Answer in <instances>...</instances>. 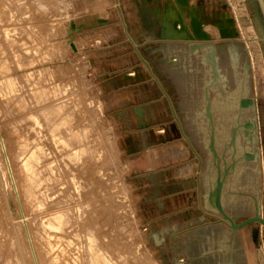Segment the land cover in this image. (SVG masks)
Segmentation results:
<instances>
[{"label": "rangeland", "instance_id": "374dc122", "mask_svg": "<svg viewBox=\"0 0 264 264\" xmlns=\"http://www.w3.org/2000/svg\"><path fill=\"white\" fill-rule=\"evenodd\" d=\"M157 1L158 5L153 8V30L150 29L153 35L159 32L156 26H160L158 21H162L164 9L167 20L166 7L169 0ZM174 3L178 12V5ZM189 4L190 8L180 12L189 30L191 8L204 22L202 24L205 32L206 28L216 29L215 24L229 26L227 19H233L237 38L223 39L220 34L215 37L207 32L216 44L221 74L228 81V93L236 90L242 75L238 69L235 74L231 57H238L239 66L242 63L250 65L247 87L248 94L256 104L254 115L258 123V146L263 159L259 165L260 174L254 173L256 164H248L239 177V187L244 189L246 195L226 199L227 208L233 217L241 221L253 213L247 194H255L256 187L264 189V36L258 35L254 26L255 18L259 20L263 32L264 23L256 0H189ZM117 7L121 9L129 35L130 24L141 30L144 35L147 30L146 15L138 14V20L135 22L126 12L124 0H118V4L115 0H0V85L3 87V90H0V137L5 143L26 219L24 221L22 217L0 146V222L1 226L4 225L0 230L2 264H34L25 222L39 264H46L45 259L42 260L43 240H40L39 236L38 216L24 202L21 193L22 175L18 169V154L21 153L19 143L22 138L27 135L32 139L36 128L42 129L45 134L43 143H46L45 147H50L52 139L46 125L53 119L49 116H53L50 106L60 102L66 104L67 111L76 110L75 114L87 115L109 150L107 160L102 166L103 176L99 180L100 183L95 182L94 176L91 179L81 173L79 164H69L70 167L76 165L80 175V201L85 203V192L92 198L86 204L88 207L84 205L85 211L81 216L83 222L91 213L87 212L91 211L89 208L97 209L100 207V201V208L104 211V215H101L104 217L101 231H106L108 236L102 237L104 241L108 240L105 244L123 241L127 246L121 247L122 251L119 252L123 253L125 247L126 252L128 249H134L127 254V261H131L128 264L139 263L141 260L139 264H147L148 259V264H171L163 260L168 254L167 245L160 242L162 210L158 205L161 202L159 196L172 186L162 188L159 184L164 180L170 181L172 177L181 176L178 174L179 169L186 160L192 159L193 154L187 158L180 149L187 143L182 138L168 100L128 41ZM159 10L161 14L158 13ZM176 13L173 14L174 19ZM99 18H104L107 22L99 23ZM72 22L77 27H83L71 30ZM131 38L133 39L132 36ZM181 40L184 42L160 45L155 42L145 45L133 39L139 45L142 57L149 63L153 74L158 77L169 95L177 116L182 119L183 131L201 156L199 174L203 191V175L207 172L209 164L207 137L204 131L200 133L197 122L191 118L194 117V111L200 109L203 84L209 79L205 69L198 71L201 53L189 55L188 43L179 39ZM71 43L76 47L75 50ZM171 52L175 54V59H169L168 54ZM169 60L176 61V64L169 63ZM174 65L176 66L173 67ZM140 73L145 76L140 77ZM128 74L132 75L131 78L124 79L123 76ZM8 81L13 85V94L5 93ZM39 92L46 98L42 93L38 94ZM8 93L11 94L7 95ZM53 95L56 96L52 97ZM212 96L215 98V93ZM36 122L41 124L35 126ZM220 148L222 146L219 144ZM175 152L176 156L179 154L180 157L173 159L170 155ZM99 186L101 190L104 189L102 192ZM261 198L264 208V193ZM107 208L111 211L110 215ZM214 220L216 221L215 218ZM255 227L258 232L254 238L250 229ZM80 234L82 236V233ZM81 236L71 235V239L76 237L78 241H83L84 237ZM241 237L242 242L238 238L234 241V264H252L249 261V252L255 255L253 264H264V228L260 224H250L241 232ZM77 239L73 242L77 243ZM139 250L143 253H139ZM136 255L139 262L136 261ZM8 258L14 261L11 263Z\"/></svg>", "mask_w": 264, "mask_h": 264}, {"label": "bare ground", "instance_id": "6f19581e", "mask_svg": "<svg viewBox=\"0 0 264 264\" xmlns=\"http://www.w3.org/2000/svg\"><path fill=\"white\" fill-rule=\"evenodd\" d=\"M178 27L180 28L179 23L177 24V28ZM210 30H207L206 28V31L208 33H212L215 37H217L218 34H221L220 31H222L224 34L229 33L230 27L221 26L220 28L216 27V29L212 28ZM188 42L200 43L196 40L188 41ZM199 55L201 56V54ZM1 69H3V67H1ZM6 84H7V89L4 88L6 90L5 93L7 92L12 93V91H14L13 85H10V81H8V83ZM0 90H3V87L1 85H0ZM42 92H44V90ZM48 92H47V95L51 97L50 96L51 91H50V94H48ZM11 93H8L7 95ZM41 93L39 92L38 94H41ZM53 94H56V93L53 92ZM55 96L56 95H53L52 97H55ZM39 98L37 99L39 100ZM20 106H22V104ZM50 108L52 109L51 112L53 113V116L51 115L49 116L53 117V119L47 122L46 124L49 127L48 132H49V135L51 136L49 137L52 139L50 147L49 148H47L48 146L45 147L46 143H43V138L45 134L42 133V129L40 130V128H36L35 131L33 130L34 137L33 138L31 137L32 139L27 137V135L22 138V142L20 139L19 142L21 143H19L20 144L19 149L21 147L20 149L21 153L18 154V158L20 160L18 169L22 175V185H21L22 192L21 193L24 198V202L36 212V215L38 216V220H39V223H38L40 227L39 236H40V240H43L41 242L42 243L41 248L44 253L42 255L44 258H42V260L45 259L44 262L46 261V264H83L85 262L86 264L87 263L88 264H128L130 263L131 261H127V254H129V252L133 251L134 249H131V250L128 249L126 252L125 250L127 247H125L124 252L122 253L119 251H122L120 249L121 247L124 248V245H126L125 242L117 241L116 243L114 239L115 242L112 241L111 242L112 244L109 243V245H107L105 243L108 242V240L104 241L105 239H102V237L107 238L108 236L107 234H105L106 231L104 232L103 229L102 231L104 233H102L101 231L102 223H103L102 218H104L101 215H104L103 214L104 211L102 212L100 208L101 207L100 201H99L100 207L97 205L98 206L97 209H93L95 207L91 208L89 206L90 207L89 209H91V211H87V212H91V213L90 215L87 214L89 215V217H85L84 222H83V219L81 218L83 212L85 211L84 205L88 204L91 198V195L89 193H88L89 195H87V193L85 192V197H86L85 203L80 201L81 180H80V175L77 173V170L75 167L76 165L79 164V170L81 171V173H85L91 179L94 176L96 178L95 182L97 181L99 182V180L102 178L101 176H103L102 175L103 171L101 172L102 166L104 165V162L107 160L106 156H108V153H109L108 147L107 146L105 147V143L101 141V138L98 132L95 130L93 126V122H89L87 115L80 116L79 114H75L76 110H72V112L67 111L66 104L61 103V102L58 104H54V106L53 105L50 106ZM40 112L42 111L40 110ZM38 122L35 123V126H38L39 124H41ZM44 126H41V128L46 127ZM0 141H1L0 146L2 148L1 150L3 151L4 158L6 160L5 162L7 163L8 172L11 178L12 186L15 189V192H16L19 204H20L21 214H22V217L24 218V221H26L25 213L21 205L18 185L15 180L13 171L11 169L9 157L7 155L5 143L2 137H0ZM262 159L263 158H261V160ZM70 163H73L76 165L74 167H70L69 166ZM113 189H115V187ZM99 190L102 192V190L104 189L101 190L99 186ZM93 191L95 192L96 189ZM104 192H106V190ZM95 196L93 195V197ZM101 198L102 197H100V199ZM106 202H108V200ZM104 203L102 204L105 205ZM94 206H95V203H94ZM261 207H262V203H261ZM108 211L107 213H109L108 215H110L111 211L110 210ZM1 225L2 224L0 222V226ZM24 225H25V230H26V236L29 239V244L31 243L30 245L31 246L30 247L31 256L33 258L34 264H39L36 251L31 242V234L28 229V225L26 224V222L24 223ZM2 227H4V225L0 227V230L2 229ZM80 233H82V236ZM255 233H256V228H252L251 235L254 238H255ZM71 235L72 236L79 235V237L80 236L84 237V240L78 241V239L75 237V239H77L76 241L78 242L74 243L73 241L75 239L73 238L71 239ZM112 239L113 238H111V240ZM129 248H131V246H129ZM52 251H54V253L51 254ZM138 252L140 253L141 251L139 250ZM142 253L143 252H141V254ZM249 253H250L248 255L249 261L253 264L255 255L253 254V252L252 253L249 252ZM131 254L132 253H130V255ZM146 254L147 253H145V255ZM141 256L142 258H145L143 257V255ZM137 258L138 256L136 255V261L139 262ZM8 259L11 260V263L14 261L13 259H10V258ZM6 261H7V258H6ZM149 261L150 259H148V263ZM0 262L2 264L1 260ZM14 263L15 262H13V264ZM139 263H135V264H139Z\"/></svg>", "mask_w": 264, "mask_h": 264}, {"label": "water", "instance_id": "95a60500", "mask_svg": "<svg viewBox=\"0 0 264 264\" xmlns=\"http://www.w3.org/2000/svg\"><path fill=\"white\" fill-rule=\"evenodd\" d=\"M256 1L259 5L261 17L264 23V0ZM115 2L118 4V0H115ZM175 2L179 8V11L176 13V17L175 19H173L172 23V27L173 29H175V31L163 30L159 39L171 41L185 39L187 42L193 40L200 42H188V54L191 55L200 52L201 57L208 61V64L213 73V79L206 82L204 86V97L206 100L204 110L201 113H197L198 116L208 119V122L205 124L206 128L203 129V131L205 137H207L206 147L209 152V164L207 165V172H205V174L203 175L204 193L201 197L199 194V201H201L202 207L209 217H214L216 218L217 222L225 224L232 233L254 223L260 224L264 228V216L262 215L261 209V196L262 193H264V189L261 190L260 188L256 187L255 194H247L251 200L253 215L244 219L243 221L236 222V220L229 213H227L225 209V199L226 194L229 192L228 189L239 187V177L244 171V165L256 164V173L260 174L261 172L259 166L261 162V151L258 146L259 138L257 135L258 123L254 115L256 111V105L253 97H247V70L249 69V65L246 64L243 79L240 81V83L237 84L236 90L230 94L231 97L229 98V100L233 102V105L229 106V109H231L232 116L235 118V125L231 127V131L229 132V151L232 154L231 156H229L230 163L227 162L225 153L223 154V156L221 157L223 166L221 167L219 164L220 158L216 148L217 137L214 130L212 106L209 96V90L217 86L216 81L221 83V74L217 60V47L215 42L211 39V36L203 30V24L199 17L196 15L193 8L190 9V30L187 27L186 22L184 21L180 12H183L186 8H190L189 0H175ZM117 9L128 41L131 43L140 61L146 66L150 76L154 78L162 93L167 98L171 112L178 123V127L182 136L187 141L199 160L198 170L200 171L202 165L201 156L197 153L189 138L184 133L169 95L160 84L158 77L153 74L149 63L142 57L139 51V45H137L129 35L121 13V9L119 7H117ZM97 22L106 23L107 20L99 18L97 19ZM178 23L180 24V28H177ZM227 23L230 27V31L229 33L225 34L220 31L221 38H237L238 33L233 28V19H227ZM215 26H217L218 28L221 27L219 24H215ZM254 26L257 30L258 35L264 36L263 29L259 26V20L257 18H255ZM82 27L83 25L77 27L73 22L70 23L71 30L80 29ZM71 46L75 50V46L73 44H71ZM240 87L241 89L239 91ZM249 111L251 112V115L249 114ZM242 117L245 118L244 123L241 122L240 118ZM240 140L242 145H240ZM198 182L200 184V176H198ZM257 232L258 230L256 229L255 236L257 235Z\"/></svg>", "mask_w": 264, "mask_h": 264}, {"label": "crops", "instance_id": "0c3cea01", "mask_svg": "<svg viewBox=\"0 0 264 264\" xmlns=\"http://www.w3.org/2000/svg\"><path fill=\"white\" fill-rule=\"evenodd\" d=\"M124 2L126 4V12L130 14V18H132L135 22L138 20V14L146 15L145 20H147V30L145 31L144 35L142 34L141 30L130 24V35L133 37V39H136L137 43L147 45L148 43L151 44L156 42L157 45H160L164 43L177 44V42H184L182 40L171 41L158 39L163 30H173V14L177 12L174 3L175 1L169 0L167 2V20H165L166 17L164 9L162 17L163 19L162 21H158L160 26H156V29L159 31L157 35H153L152 32H150V29H152L154 22L153 8L158 5V1L124 0ZM158 13L161 14V10H159ZM141 36L143 38L142 40ZM168 57L169 59L172 57L175 59L174 57L176 56L171 52L170 55L168 54ZM169 63L176 64V61L173 60V62H171V60H169ZM175 66L176 65L173 67ZM131 76V74H128L124 75L123 78L127 80L130 79ZM139 76L143 77L145 75L140 73ZM198 112L199 111L196 109L194 111V117L191 119L196 121L199 117L197 115ZM177 117L181 126H183V122L181 121L182 119L179 117V115ZM176 124L178 126V123ZM182 138L184 139L183 136ZM180 149L183 150V154L187 158H190L191 154H193L192 159L186 160L183 166L179 169L178 174L181 176L172 177L170 181L164 180L159 184V186L162 188H166L167 185L172 186V188L166 193L162 192V195L159 196L161 202L159 203L158 207L162 210V214L160 216L162 226L159 229L160 235L162 237L160 242H162L164 245H167L168 254L167 257H163V260L171 264H234V241L238 238L242 242L241 232L245 231V227L232 233L225 224L215 221L214 217H211V219L208 218L209 216L205 213L202 203L199 201V194L201 197L204 193V188L202 191L201 182L200 184L198 182V176H200L198 170L199 160L188 143ZM176 153L177 152L171 154V158L175 159L178 156L180 157L179 154L176 156ZM175 178H178V180ZM228 191L229 192L226 194V199H234L237 197V195H246V193L243 192L244 189L242 187H233L232 189H228ZM226 199L225 209L227 213L233 217L231 211L227 208ZM249 202L251 205V200ZM261 208L262 215L264 216L263 204ZM235 220L236 222H240L237 219Z\"/></svg>", "mask_w": 264, "mask_h": 264}, {"label": "flooded vegetation", "instance_id": "af4514ba", "mask_svg": "<svg viewBox=\"0 0 264 264\" xmlns=\"http://www.w3.org/2000/svg\"><path fill=\"white\" fill-rule=\"evenodd\" d=\"M201 22H203V21H201ZM259 26H260V22H259ZM199 59H200L199 60V62H200L199 67L200 68L202 67V68L201 69L199 68L198 71L205 69V73L208 75V79H209L208 81L212 80L213 79V73H212L211 68L208 64V61L205 60L204 58H202L201 56ZM217 60H218V67L220 70L219 57H217ZM238 60H239L238 57H231L230 61H231V64H232V67H233L235 74H237V69L240 70L242 73L240 80L238 82V83H240V81L243 79V75L245 72V66L248 63H242V65L239 66ZM249 69H250V65H249ZM249 69L247 70V72L249 71ZM220 74H221V70H220ZM220 82L221 83L216 81L217 86L214 87L213 89L209 90V96H210L211 106H212L214 130H215L216 137H217L216 148H217V152H218V155L220 158L219 164L222 167L223 161H222L221 157L223 156L224 153H225V158L227 159V162L230 163L229 156H231L232 153H230V151H229V143H230L229 132L231 131V127H233L235 125L234 124L235 118L232 116L231 109H229V106H232L233 102L229 100L231 95H230V93H228L227 87H226L228 81H227L226 77H224V75H222V74H221ZM204 86L205 85L203 84L201 104H200V109L198 110L200 113L203 112L204 105L206 103V100L204 97ZM240 89H241V87L239 88V91H240ZM213 93H215V95H216L215 98H213V96H212ZM247 97H251V95L248 94ZM234 106H235V103H234ZM249 114L251 115L250 111H249ZM240 119H241V122H243V123L245 122L244 117H242ZM196 121H197L198 129H199L200 133H202L203 129L206 128L205 124L208 122V119L205 117L199 116ZM221 140H223L222 143H220ZM219 144L222 146V148H220V149H219ZM261 158H262V154H261ZM247 166H248V164H245L244 169ZM255 172L256 171L254 170V173Z\"/></svg>", "mask_w": 264, "mask_h": 264}]
</instances>
